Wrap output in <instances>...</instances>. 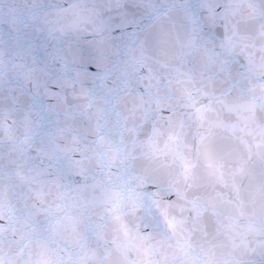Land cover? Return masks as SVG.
Listing matches in <instances>:
<instances>
[{
    "label": "snow or ice",
    "instance_id": "snow-or-ice-1",
    "mask_svg": "<svg viewBox=\"0 0 264 264\" xmlns=\"http://www.w3.org/2000/svg\"><path fill=\"white\" fill-rule=\"evenodd\" d=\"M0 264H264V0H0Z\"/></svg>",
    "mask_w": 264,
    "mask_h": 264
}]
</instances>
